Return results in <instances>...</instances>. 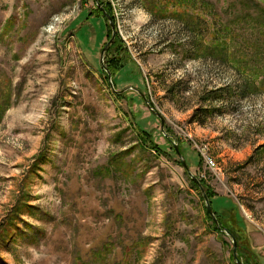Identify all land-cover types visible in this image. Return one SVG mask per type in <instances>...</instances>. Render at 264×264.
<instances>
[{
    "label": "rangeland",
    "instance_id": "1",
    "mask_svg": "<svg viewBox=\"0 0 264 264\" xmlns=\"http://www.w3.org/2000/svg\"><path fill=\"white\" fill-rule=\"evenodd\" d=\"M258 9L0 0V264H264Z\"/></svg>",
    "mask_w": 264,
    "mask_h": 264
},
{
    "label": "water",
    "instance_id": "2",
    "mask_svg": "<svg viewBox=\"0 0 264 264\" xmlns=\"http://www.w3.org/2000/svg\"><path fill=\"white\" fill-rule=\"evenodd\" d=\"M97 6H99V4L97 3ZM105 17L107 18L108 20V23H109V26H110V29H111V36L109 37L108 41L106 42V44L102 47L100 53H101V58L103 57V54L107 48V46L112 42V40L114 39L115 37V29H114V24L111 20V17L108 15V14H105ZM108 80H109V86L111 88V90L117 92V93H122L123 91H125L126 89L124 90H118L116 91L113 87V84L110 80V75L108 74ZM133 90H135L139 96H141V98L143 99L146 107L150 110L151 113H153L160 121V124H161V127H163V118L161 116V114L154 108V106L151 104V102L146 98V96L141 93L138 89L136 88H132ZM174 150H175V153L178 155V158L180 160V163L182 165V167L184 169L187 170V174L191 177V179L194 180V182H196V184L198 185L199 189L201 190V193H202V196H203V200H204V203H205V208H206V211L207 213L209 214V216L211 217V219L217 224V219L215 218V215L211 209V205L209 203V200H208V197L207 195L205 194L202 186L200 185L199 181L196 179V177H194L191 172L188 170L187 168V165L182 157L181 154H179V151H178V148L176 145H174ZM224 232L230 236L232 238V243H233V258L236 260L237 264H243L236 256V239L232 236L231 233H229L227 230H224Z\"/></svg>",
    "mask_w": 264,
    "mask_h": 264
},
{
    "label": "trees",
    "instance_id": "3",
    "mask_svg": "<svg viewBox=\"0 0 264 264\" xmlns=\"http://www.w3.org/2000/svg\"><path fill=\"white\" fill-rule=\"evenodd\" d=\"M253 1V3H254V5H256L259 9L258 10H264V0H252ZM101 5V4H100ZM99 11H100V9H99ZM105 11V10H104ZM102 12L103 14H104V16H105V12ZM105 19L107 20V18L105 17ZM108 21V20H107ZM108 25V27H110L109 26V23L107 24ZM118 95H120V94H118ZM146 135H149L148 133H146V132H144ZM207 194V197H208V200H209V203H210V205H211V208H212V210H213V213H214V215L216 216V218H217V221H218V224H219V226H221L222 228H224V225H223V223H222V220L217 216V212H216V208H215V206L217 207V208H220L221 206H220V204L218 205V204H216V200H217V195H214L212 192H207L206 193ZM215 197H216V200L215 201H213L214 199H215ZM219 198V197H218ZM213 199V200H212ZM214 203H215V206H214ZM224 208V207H223ZM217 213V214H216ZM232 213V212H231ZM206 214H207V216L208 217H210L209 216V214L207 213V211H206ZM235 215V214H234ZM236 217V216H235ZM228 218H229V216H228ZM230 219V218H229ZM212 220V219H211ZM217 229V228H216ZM218 230V229H217ZM228 230V229H227Z\"/></svg>",
    "mask_w": 264,
    "mask_h": 264
},
{
    "label": "flooded vegetation",
    "instance_id": "4",
    "mask_svg": "<svg viewBox=\"0 0 264 264\" xmlns=\"http://www.w3.org/2000/svg\"><path fill=\"white\" fill-rule=\"evenodd\" d=\"M97 5V4H96ZM101 6L99 5V6H97V8H99L100 9V12H101V14L100 13H97L98 15L100 14V15H103L104 16V14L102 13L103 11H104V9L103 8H100ZM106 14V13H105ZM102 16V17H103ZM90 18H99V17H95L94 15L92 16H89ZM105 17V16H104ZM108 47V46H107ZM107 49V48H106ZM121 94V93H120ZM214 222V221H213ZM214 224H215V226H216V228L218 229V230H220L221 232H224V230H225V228H222L221 226H219V224H218V221H217V224L214 222ZM225 233V232H224ZM233 244V243H232ZM237 243H236V256H237V258H238V253H237ZM232 254H233V247H232ZM241 258H242V256H241Z\"/></svg>",
    "mask_w": 264,
    "mask_h": 264
},
{
    "label": "built area",
    "instance_id": "5",
    "mask_svg": "<svg viewBox=\"0 0 264 264\" xmlns=\"http://www.w3.org/2000/svg\"><path fill=\"white\" fill-rule=\"evenodd\" d=\"M206 162H207L208 164L213 165V162H212V160H211L210 158H206Z\"/></svg>",
    "mask_w": 264,
    "mask_h": 264
}]
</instances>
